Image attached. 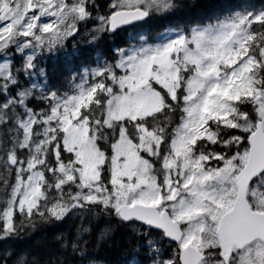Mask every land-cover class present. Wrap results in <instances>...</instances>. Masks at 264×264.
I'll return each instance as SVG.
<instances>
[{
	"label": "snow or ice",
	"instance_id": "obj_1",
	"mask_svg": "<svg viewBox=\"0 0 264 264\" xmlns=\"http://www.w3.org/2000/svg\"><path fill=\"white\" fill-rule=\"evenodd\" d=\"M0 264H264V0H0Z\"/></svg>",
	"mask_w": 264,
	"mask_h": 264
}]
</instances>
